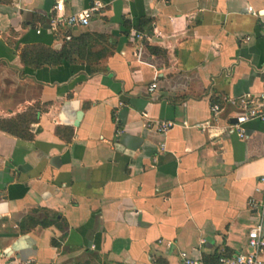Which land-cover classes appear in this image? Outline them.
<instances>
[{"label": "crops", "instance_id": "obj_1", "mask_svg": "<svg viewBox=\"0 0 264 264\" xmlns=\"http://www.w3.org/2000/svg\"><path fill=\"white\" fill-rule=\"evenodd\" d=\"M58 1L69 15L94 0H0V120L37 113L30 137L0 129L2 262L215 264L247 249L264 123L239 138L230 100L263 89L264 0H99L71 31L100 36L88 59L24 65L27 48L65 43Z\"/></svg>", "mask_w": 264, "mask_h": 264}, {"label": "built area", "instance_id": "obj_2", "mask_svg": "<svg viewBox=\"0 0 264 264\" xmlns=\"http://www.w3.org/2000/svg\"><path fill=\"white\" fill-rule=\"evenodd\" d=\"M104 5L99 0H94L87 9L80 12L66 15L64 12V3L58 1L54 7V15L51 18L50 26L57 32L60 29H65L64 40L69 41L72 38V30L78 27L88 26L93 14L98 13ZM248 11L254 13L251 7ZM264 30V21H263ZM40 30H38L39 32ZM134 38L138 40L149 39L147 33H135ZM157 88V83L153 82L149 86V91L153 92ZM230 102L237 109L233 118L235 123L230 125L232 131L243 139L246 135L245 124L250 121H260L264 123V84L263 89L258 94H243L237 98L231 99ZM222 110L219 105H213L211 111L213 118L216 120V115ZM173 122H161L156 125V130L160 133H166ZM210 126L209 122H204L199 125L201 130H206ZM149 127V125H147ZM164 148V144H162ZM260 182L264 184V174L259 178ZM263 202L259 207H256V222L247 232V249L240 250L233 255L222 254L217 258L216 264H264V233L262 223ZM3 254H0V264L2 262ZM180 264H205L201 257H192L187 252L180 253ZM31 260L17 261L14 264H31Z\"/></svg>", "mask_w": 264, "mask_h": 264}, {"label": "trees", "instance_id": "obj_3", "mask_svg": "<svg viewBox=\"0 0 264 264\" xmlns=\"http://www.w3.org/2000/svg\"><path fill=\"white\" fill-rule=\"evenodd\" d=\"M99 38L100 36H96L95 38L94 35L89 33L81 34L78 37H72L69 41H65L62 48L58 51L44 46H32L22 53L21 60L24 65L34 69H40L45 66L56 67L63 63L73 64L78 60L88 59L87 51ZM36 120V112H33V114L26 113L18 115L12 120H0V129L12 135L30 137L27 134V125Z\"/></svg>", "mask_w": 264, "mask_h": 264}, {"label": "water", "instance_id": "obj_4", "mask_svg": "<svg viewBox=\"0 0 264 264\" xmlns=\"http://www.w3.org/2000/svg\"><path fill=\"white\" fill-rule=\"evenodd\" d=\"M80 115H81V114H80V113H78V114H77V118H79V117H80ZM231 122H232V123H235V122H236V119H232V120H231Z\"/></svg>", "mask_w": 264, "mask_h": 264}]
</instances>
